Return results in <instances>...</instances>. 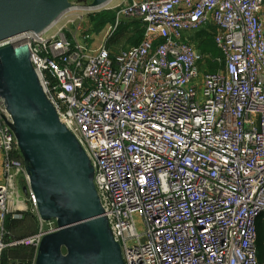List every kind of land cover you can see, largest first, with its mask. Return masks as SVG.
I'll use <instances>...</instances> for the list:
<instances>
[{"label": "built area", "instance_id": "obj_1", "mask_svg": "<svg viewBox=\"0 0 264 264\" xmlns=\"http://www.w3.org/2000/svg\"><path fill=\"white\" fill-rule=\"evenodd\" d=\"M112 10L97 49L80 26L57 23L0 48L28 47L45 96L91 162L125 264H259L264 0H128ZM125 19L140 21L144 38L113 57L108 44ZM208 27L225 63L215 74L190 41ZM12 125L0 99V264L7 248L37 251L49 233L5 241L7 218L27 202L43 224Z\"/></svg>", "mask_w": 264, "mask_h": 264}, {"label": "water", "instance_id": "obj_2", "mask_svg": "<svg viewBox=\"0 0 264 264\" xmlns=\"http://www.w3.org/2000/svg\"><path fill=\"white\" fill-rule=\"evenodd\" d=\"M110 1L0 0V41L42 34L68 11ZM0 99L12 116L40 219L57 224L43 237L35 264H125L103 215L91 162L45 96L27 46L0 48ZM22 192L27 196L28 188Z\"/></svg>", "mask_w": 264, "mask_h": 264}, {"label": "trees", "instance_id": "obj_3", "mask_svg": "<svg viewBox=\"0 0 264 264\" xmlns=\"http://www.w3.org/2000/svg\"><path fill=\"white\" fill-rule=\"evenodd\" d=\"M116 13L115 11L105 10L97 14L90 15V24L91 30L95 34H100L104 28L115 21ZM145 28L143 24L134 20L130 23L124 22L122 26L117 31V42L108 45L111 56L116 57L121 51L132 49L141 44L144 38ZM191 43H193L200 54L204 57V62L201 64L202 71L204 73L215 74L220 69H223L225 66L224 58L221 50L217 47L214 39V29L213 27H208L206 29H201L193 34L190 37ZM118 45H121L122 48L118 50ZM220 61V62H219ZM29 218L28 215L24 216L22 221H14L12 216H9L6 220L5 229L7 232H14L19 228V235L17 238L12 239L10 242V237L6 236L7 243H12L14 240L21 241L30 235L26 228H36L38 217L35 214L31 215ZM37 222H34V218ZM27 220V224H24V221ZM39 226V223H38ZM38 232V231H37ZM256 250L258 254L259 264H264V215H261L256 221ZM13 250V249H11ZM3 257V256H2ZM36 257L35 248H26L25 246L15 248L14 251H9L5 254L3 259V264H13V263H23V264H34Z\"/></svg>", "mask_w": 264, "mask_h": 264}, {"label": "rangeland", "instance_id": "obj_4", "mask_svg": "<svg viewBox=\"0 0 264 264\" xmlns=\"http://www.w3.org/2000/svg\"><path fill=\"white\" fill-rule=\"evenodd\" d=\"M127 1L128 0H112L111 3L108 4L106 7L98 8L99 10H97V9L96 10L75 9L72 11H68L59 19L57 24L54 26L53 30L56 31L60 27H63V26L66 27L68 25L67 28L70 31H72L73 33H75L76 28L78 26H80V32H79V34H77L79 39L82 40L83 35L85 37H88V39H86L87 44H89L88 46L92 49H97L100 47V45L103 42L104 30L100 34H95L92 32V30H91L92 27H91L90 19H89L90 15L97 14V13H100V12L105 11V10L114 11L112 9H114L115 7H118V6H122ZM87 3H88V5H90L89 3H92V0H87ZM125 22L130 23L132 21L126 20ZM88 35L91 37V39H89ZM83 41H85V40H83ZM116 42H117V34H115V36L110 40L108 45L111 46L112 44H114ZM121 48H122V46L118 45L117 49L120 50ZM20 199H21V201H25V195L23 194L22 190L20 191ZM26 206H27V209H25V212H16L14 215V216H16V218L12 216L14 221L21 222L22 221L21 219H23L24 216H26V215H28L29 218L32 217L31 215H33V212L31 211V209H30L31 206L29 205L28 202L26 203ZM36 218H34V220H33L34 222H37ZM37 219H38V222H37L36 228H33V227L26 228V231L31 230V231H28V233H31V234L28 235V237H26L25 239L35 236L40 231V229H42L44 232L53 231V226H54L53 222H43V224H42L41 221L39 220V218H37ZM38 223H39V226H38ZM24 224L25 225L27 224V220L24 221ZM19 228H21V226H19ZM19 228L17 230H15L14 232H8L7 236L10 237V242L12 241V239L20 236L18 232L21 230H19ZM5 240H6V238H5ZM22 240H24V239H22ZM17 242H19V241L14 240L12 243H17ZM6 243H7V241H6ZM12 243H9V244H12ZM21 246H23V247L25 246L26 248L34 249V246L27 245V244H25V245L24 244L23 245L16 244L12 247H9L4 251V253L2 255L3 257L1 260V264H3V259H4V256L6 253H8L9 251H14L15 248L17 249L18 247H21ZM11 249H13V250H11ZM6 264H7V262H6Z\"/></svg>", "mask_w": 264, "mask_h": 264}, {"label": "flooded vegetation", "instance_id": "obj_5", "mask_svg": "<svg viewBox=\"0 0 264 264\" xmlns=\"http://www.w3.org/2000/svg\"><path fill=\"white\" fill-rule=\"evenodd\" d=\"M51 222H53L54 226L57 228L56 222L55 221H51ZM49 233H51V232H49ZM36 255H37V251H36ZM35 259H36V257H35ZM13 264H23V263H13Z\"/></svg>", "mask_w": 264, "mask_h": 264}, {"label": "bare ground", "instance_id": "obj_6", "mask_svg": "<svg viewBox=\"0 0 264 264\" xmlns=\"http://www.w3.org/2000/svg\"><path fill=\"white\" fill-rule=\"evenodd\" d=\"M112 1V0H111ZM111 1H110V3H111ZM109 3V4H110ZM108 4V3H107ZM107 4H105L106 6H107ZM105 5H102V6H99V8H103V7H106ZM96 9H98V8H96ZM96 9H94V10H96Z\"/></svg>", "mask_w": 264, "mask_h": 264}, {"label": "crops", "instance_id": "obj_7", "mask_svg": "<svg viewBox=\"0 0 264 264\" xmlns=\"http://www.w3.org/2000/svg\"><path fill=\"white\" fill-rule=\"evenodd\" d=\"M36 260V259H35Z\"/></svg>", "mask_w": 264, "mask_h": 264}]
</instances>
